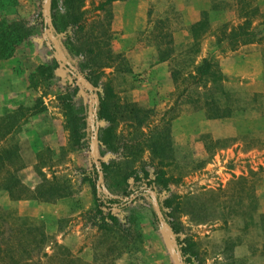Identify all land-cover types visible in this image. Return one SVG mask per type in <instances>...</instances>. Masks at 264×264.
Masks as SVG:
<instances>
[{"label": "rangeland", "instance_id": "obj_1", "mask_svg": "<svg viewBox=\"0 0 264 264\" xmlns=\"http://www.w3.org/2000/svg\"><path fill=\"white\" fill-rule=\"evenodd\" d=\"M6 1L0 0V20L23 21L32 32L0 60V147H18L23 166L17 176L26 187L14 189L20 199L0 188V209L44 232L46 240L31 254L35 264H184L178 243L155 220L146 197L119 219L120 232L103 234L90 224L91 163L103 165L96 184L103 175L105 192L113 194L125 189L124 174L161 167L157 190L181 245L191 243L196 253L189 263L262 264L251 254L264 248L263 213L258 214L264 208V40L236 48L215 41L221 25L241 21L236 0H113L103 8L105 0H84L85 30L92 27L91 35L99 36L107 29L103 36L117 57L100 72L98 88L110 86L119 111L133 104L142 121L118 118L111 147L98 146L92 137L80 148L71 146L61 98H72L82 84L78 77L86 78L88 70L63 69L61 63L47 80L35 75L49 58L41 23L49 8L44 13L45 0H10L4 9ZM251 4L264 13V0ZM203 10H209L210 27L194 41L190 27ZM254 19L258 25L259 15ZM257 30L264 33V25ZM169 37L173 56L158 61L156 45L164 48ZM203 58L217 63L238 107L233 116L207 118L195 100L201 88L182 81ZM174 70L180 71L177 83ZM87 85L90 92L83 85L79 93L85 98L77 105L96 102L97 88ZM106 125L96 121L94 131ZM151 134H161L170 147V158L160 165L149 146Z\"/></svg>", "mask_w": 264, "mask_h": 264}, {"label": "trees", "instance_id": "obj_2", "mask_svg": "<svg viewBox=\"0 0 264 264\" xmlns=\"http://www.w3.org/2000/svg\"><path fill=\"white\" fill-rule=\"evenodd\" d=\"M9 1L3 3L4 9L11 5ZM83 1L49 0L48 19L41 21L46 29L45 41L46 46L49 47H47L49 58L46 64L37 67L35 75L42 78V80H47L53 76L52 71L60 67L61 63L64 64L62 65L63 69L76 68L80 71L87 69L89 73L83 79L84 83L82 84L88 90L87 81H89L92 87L97 88L96 102L93 104V102L86 100L77 105V99L83 97L79 93L83 87L82 84L75 86L72 98L68 94L61 98L67 112L69 140L71 146L75 148L89 146L96 121H103L107 125L98 127L96 143L98 146L111 147L115 143V136L112 135V131L118 118H126L125 120L130 118V120L139 124L142 120L137 117L133 109L135 105L133 104L126 103L124 105L125 109L119 111V106L114 101L115 95L110 86L104 84L102 91L98 88L97 79L100 72H103L104 67H109L111 61H115L117 57L109 49L108 38L103 36L107 29H101L99 36L91 35L92 27L85 30V13L81 9ZM111 1L113 0L103 1L100 8L106 7ZM236 2L239 6L238 18L241 21L236 25H221L220 35L215 40L216 43L225 40L228 46L236 48L264 40L263 31L257 30L258 27L264 25V13H259L258 8L252 6V0H236ZM213 8H215V5H212ZM208 15L209 10H203L200 19L191 25L190 33L194 41L209 29ZM257 15H259L260 21L258 25L254 26L252 24L255 20L254 17ZM162 22V20L158 21V23ZM31 32V28L27 27L23 21L1 19L0 60L10 57L16 47L31 35ZM171 43L172 39L169 37V40L164 42V48H161L160 43L156 45L158 61H165L173 56ZM179 72V70L172 71L174 83H177L178 78H180ZM67 74L70 75L68 72ZM182 81L186 82L187 85L201 88L195 100L200 102L209 119L233 116L238 108L233 102L230 90L222 83V75L217 63L212 59L203 58L194 67V71L184 76ZM186 87L188 86H185L184 91L188 90ZM88 91L90 92V89ZM182 91L180 94H182ZM9 133L7 131L3 138ZM159 136L161 134H151L148 139H150L149 146L153 156L159 159L158 163L160 165L165 159L170 158L171 153L170 147L168 149V146L164 145L166 140H162ZM18 152L16 145L0 147V188L6 190L12 199L21 198V195L14 193L15 188L18 191L26 188L17 176L18 171L23 166ZM102 166V164L97 166L91 163V172L89 171V179L87 178L92 187L94 199V210L89 217L90 224L97 227L103 234H108L111 230L119 231V227H116L119 226L116 225L117 223L120 224L119 219L126 217V210L130 205L135 204L144 197L148 198L153 206L155 220L158 222L152 200L153 194L157 199L160 214L167 229L179 245L180 254L184 260L183 263L191 264L189 263V256L196 253L195 251L191 252V243L181 245L180 235L177 233L176 228L171 227L168 222L167 201L162 199L157 190L158 180L164 176L161 167L158 166L156 170H142L141 174L136 171L124 174L122 183L126 185L125 189L121 194H113L105 192L103 175L99 184H96ZM131 176L133 177L129 181L128 178ZM260 220L264 227V213L260 215ZM6 223L10 225L8 231L4 227ZM122 231L130 234L129 229L124 228ZM45 240L46 236L40 227L26 217L13 215L11 211L0 209V264H35L32 251L41 247Z\"/></svg>", "mask_w": 264, "mask_h": 264}, {"label": "water", "instance_id": "obj_3", "mask_svg": "<svg viewBox=\"0 0 264 264\" xmlns=\"http://www.w3.org/2000/svg\"><path fill=\"white\" fill-rule=\"evenodd\" d=\"M47 7H48V0H45L44 13L47 12ZM55 56H56L57 59H59L57 55H55ZM62 65H64V64L62 63ZM78 79H79V81H80L81 83H84L82 78L78 77ZM95 137H96V131H94L93 139H95ZM97 185H98V183H97ZM152 200H153V202H154L155 213H156V215H157L158 221H159V223H160L162 229H163V230H164V231H165V232H166L171 238H173L172 233H170V231L167 229L166 224H165L164 220L162 219V216H161V214H160V207H159V204H158V202H157L156 197H155L153 194H152ZM173 239H174V238H173ZM174 247H175V249H176V251H177V253H178V255H179L180 252H179L178 246H177V244H175V242H174ZM180 264H182V263H180Z\"/></svg>", "mask_w": 264, "mask_h": 264}, {"label": "crops", "instance_id": "obj_4", "mask_svg": "<svg viewBox=\"0 0 264 264\" xmlns=\"http://www.w3.org/2000/svg\"><path fill=\"white\" fill-rule=\"evenodd\" d=\"M264 213V208L258 210V214ZM253 258L257 257L262 261V264H264V248L259 250L258 253H252L251 254Z\"/></svg>", "mask_w": 264, "mask_h": 264}]
</instances>
